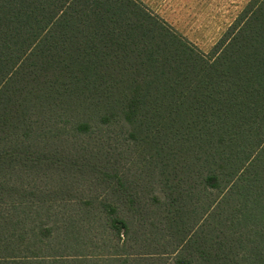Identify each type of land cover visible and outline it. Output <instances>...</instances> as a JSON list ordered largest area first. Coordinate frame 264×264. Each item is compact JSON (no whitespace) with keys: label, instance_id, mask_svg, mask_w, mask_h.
Instances as JSON below:
<instances>
[{"label":"trees","instance_id":"16d2710c","mask_svg":"<svg viewBox=\"0 0 264 264\" xmlns=\"http://www.w3.org/2000/svg\"><path fill=\"white\" fill-rule=\"evenodd\" d=\"M0 264H264V0H0Z\"/></svg>","mask_w":264,"mask_h":264},{"label":"rangeland","instance_id":"374dc122","mask_svg":"<svg viewBox=\"0 0 264 264\" xmlns=\"http://www.w3.org/2000/svg\"><path fill=\"white\" fill-rule=\"evenodd\" d=\"M140 1L202 51L209 52L249 0Z\"/></svg>","mask_w":264,"mask_h":264}]
</instances>
